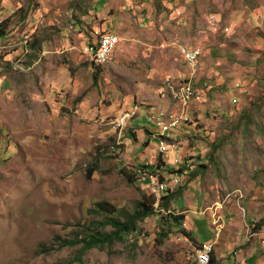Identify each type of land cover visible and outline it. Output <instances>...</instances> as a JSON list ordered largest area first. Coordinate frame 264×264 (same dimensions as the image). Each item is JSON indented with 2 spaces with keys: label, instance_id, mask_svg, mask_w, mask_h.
I'll return each mask as SVG.
<instances>
[{
  "label": "rangeland",
  "instance_id": "1",
  "mask_svg": "<svg viewBox=\"0 0 264 264\" xmlns=\"http://www.w3.org/2000/svg\"><path fill=\"white\" fill-rule=\"evenodd\" d=\"M100 1L0 0V10L6 12L0 22L7 23L0 39V264H198L199 242L179 230L193 228L200 241L218 232L216 225L207 226L205 216L197 214L194 201L205 198L201 209L207 205L208 213L212 209L208 202L214 198L222 202L229 192L226 199L233 204L237 198L248 219L253 190H261L264 197V116L256 121L264 111H258L252 123L219 127L216 139H224V146L205 161L213 173L207 172L200 187L195 182L188 185L189 180L181 184L171 175L157 185L158 174L141 168L159 161L155 143L142 147L153 132L149 117L177 107L169 108L177 93L165 90L163 80L151 78L154 68L144 67L137 55L125 54V59L116 51L101 66L91 62L85 48L104 33H94L104 26L102 17L93 14L100 10ZM246 1L230 3L238 12L244 7L255 11L256 36L264 41V0ZM192 50L200 57L197 48ZM180 55L189 78L181 81L177 96L181 109L155 118L163 124L176 116L184 119V107L197 94L190 82L198 73L199 58L192 67ZM206 87L204 83L202 88ZM187 91L190 96L182 104ZM256 102L264 109L262 97ZM123 113L127 118L119 122ZM180 149H173L179 159L188 156ZM95 157L100 159L98 170L86 178ZM165 191H169L165 197L172 194L180 204L169 197L167 209L158 207ZM143 194L156 199L157 213L137 222L136 231L84 252L81 244L61 245L62 240H78L94 230L113 231L102 225L105 218L124 221ZM254 200V216L263 221L264 205ZM99 202L110 204L115 212L96 211ZM179 214L190 215L177 226L163 221L166 215ZM161 224L170 232L159 245Z\"/></svg>",
  "mask_w": 264,
  "mask_h": 264
},
{
  "label": "crops",
  "instance_id": "2",
  "mask_svg": "<svg viewBox=\"0 0 264 264\" xmlns=\"http://www.w3.org/2000/svg\"><path fill=\"white\" fill-rule=\"evenodd\" d=\"M231 1L101 0L98 4L101 5L100 10L93 12L97 18L102 17L104 21V26L96 27L94 33L104 31L118 38L114 55L119 51L124 55L139 56L144 67L154 68L151 78L163 80L165 90H169L173 95L177 93L174 96L175 102L170 101L169 108L171 109L174 104H177V107L166 112H157L149 117L153 124V132L147 139L148 145L156 144L159 152V161L156 165L161 164L162 167L149 166L161 175V178L168 179L171 175V178L177 177L182 184L192 178L190 174L193 173L192 181L190 179L188 185L195 182L197 187H200L206 180L207 172L213 173L205 161H210L214 155L212 152L220 151L224 146V139H216L219 135L218 129L226 128L227 124L238 126L241 123H252L257 112L264 111L256 106L257 98L264 99V41L257 39L256 36L258 25L255 24V11L244 7L238 12L232 7ZM238 6L241 8L242 5ZM5 13L4 10H0V17ZM101 35L91 44H97ZM181 46L197 48L200 53L198 73L193 79L195 85L193 81L190 82V87L197 94L184 107V119L168 131V137H163H166L168 144H174V148L180 147L182 154L188 153V156L198 159L184 162L188 156L181 157V163L174 164L165 162L168 145L160 143L154 131H161L155 123L159 113L172 115L181 109L177 96L180 85L182 86L181 81L189 78L185 61L179 53ZM126 57L125 55L124 58ZM204 83H207L206 88H202ZM158 92L159 95L162 94ZM262 105L264 106V103ZM153 112L151 110L149 114ZM144 116L146 117V113ZM263 116L260 114L256 121H260V117ZM261 122L264 125V120ZM144 127L148 131L151 129L149 126ZM173 149L168 156L170 160L175 154ZM205 152L210 154L204 157ZM216 157L219 161L222 160L218 155ZM183 164L186 168H183L181 173H169L170 168L179 170ZM198 174L201 175L197 176ZM260 191L253 190L252 195L264 205L262 202L264 197ZM236 192L240 193L238 190L234 191ZM254 199L248 202V219H245V209L243 207V211L239 210L240 203L237 198L235 206L230 203L222 207L219 198L210 200L208 203H211L213 210L208 213H204L207 205L201 209L206 203L205 198L204 200L198 198L194 201L195 208L198 209L197 214L205 216L206 225L211 227L209 218L215 210L221 216V232L217 238L200 241L194 236L193 228L188 226L186 230L201 244L214 242L213 256L221 264H264V221L249 241L245 239L243 233L252 232L250 225L260 221L254 216L257 215ZM241 215H245V218ZM187 216L183 215L184 219ZM244 221L246 223L242 225ZM235 251V256H232Z\"/></svg>",
  "mask_w": 264,
  "mask_h": 264
},
{
  "label": "trees",
  "instance_id": "3",
  "mask_svg": "<svg viewBox=\"0 0 264 264\" xmlns=\"http://www.w3.org/2000/svg\"><path fill=\"white\" fill-rule=\"evenodd\" d=\"M245 2H247L245 0ZM6 26L7 23L6 21L1 20L0 22V39L3 38L6 34ZM99 71V68L97 69ZM132 141H136V137L134 135L131 136ZM166 137H158L157 139L159 140L160 143L166 144L168 145L167 140L165 139ZM149 140L145 141L142 144V147H145L146 145H148ZM213 158V157H212ZM195 159H198V157H191L188 156L184 162L187 160L189 161H195ZM99 162L100 159L95 157L91 163L88 164L87 168H86V178H89L90 176L93 175V173H95L98 170V166H99ZM202 166V165H201ZM145 167V168H149L152 173L155 172L154 169L151 168V166H143L141 165V168ZM157 168H161L162 165L158 164L156 165ZM142 168V169H145ZM186 168L185 165H182V169L176 170V168H170L169 169V173H181L184 169ZM135 170H138L137 168H135ZM147 170V169H146ZM133 173V172H132ZM151 173V172H150ZM156 173V172H155ZM157 176V180L156 183L157 185L161 184L163 182V178H161L160 175H156ZM190 176L193 178L194 174L191 173ZM192 178L191 181H192ZM130 179V177L128 178ZM190 179H188L190 181ZM181 190V189H180ZM169 193V191H165L164 195L160 197V199L158 200V207H162L164 209H167V206L169 204V199H173V202H176L178 199L177 198H172V194L169 197H165V195ZM180 191H177L176 194H180ZM142 200L139 201L136 206L134 211L131 214H126L125 215V220L124 221H120L117 217H110L107 216L104 220V222H102V225H109L110 227H112L114 230L109 232V233H103V232H96L95 230L91 233H85L83 238H79L78 240H72V241H61V245L63 247L65 246H74V245H82L81 247V251H87L90 250L92 248H102L105 244H111L113 241L115 240H121L126 234L136 231V224L137 222H142L145 218L152 216L154 214L157 213V210L154 209L153 204L155 203L156 199L148 197L146 195H142ZM179 196V195H177ZM178 204H180V202H176ZM97 206V210L96 211H101L103 213H109L111 212H115V210L112 208V210H110V207H112L110 204L106 203V202H99L96 204ZM184 219L183 215L179 214V215H166L165 217H163V221H165L167 224H175L176 226L178 224H180V222H182ZM264 221V220H263ZM262 225V220L252 223L250 225L252 232H255L257 230H259L260 226ZM187 239L189 240H196L194 238H192L191 233L181 229L179 230ZM169 229L168 227L163 228V225L161 224L160 227V231L158 232V243L159 245L163 244V240L166 239L168 237L169 234ZM209 264H217L216 259L214 258V256L211 254L210 256V261Z\"/></svg>",
  "mask_w": 264,
  "mask_h": 264
},
{
  "label": "bare ground",
  "instance_id": "4",
  "mask_svg": "<svg viewBox=\"0 0 264 264\" xmlns=\"http://www.w3.org/2000/svg\"><path fill=\"white\" fill-rule=\"evenodd\" d=\"M108 41V43H107ZM99 46L94 47L96 44L94 45H88L86 46L85 50H86V54L88 56V58L91 60V62L96 65V66H101L103 64H105L107 62L108 59H110L116 49V46L118 44V38L116 35L114 34H109V33H103L100 38L98 43ZM90 47H94L93 49ZM191 50L189 48L186 47H181L180 48V53L184 56L185 60L190 64V66H195L197 63V52L194 51V54H191ZM167 80V79H166ZM190 96V92H185L184 95H182L180 102L182 104H185L188 100ZM136 107V105L132 106ZM132 108L129 110V112L132 110ZM124 115L122 117L119 118V122L124 121L127 118V114L123 113ZM183 119L182 116H176L174 118L171 119V121L167 124H163L160 121H155V123L162 129L164 130L168 125V129H171L173 127H176L179 122ZM188 122V120L186 121ZM117 124V122H116ZM154 135L158 138L159 136H167L168 137V130L167 131H154ZM168 146H173L174 148V144H168ZM172 147L169 148L170 151H172L173 149ZM173 157V155H172ZM181 159H179L178 162H173L174 164L177 163H181L180 162Z\"/></svg>",
  "mask_w": 264,
  "mask_h": 264
},
{
  "label": "built area",
  "instance_id": "5",
  "mask_svg": "<svg viewBox=\"0 0 264 264\" xmlns=\"http://www.w3.org/2000/svg\"><path fill=\"white\" fill-rule=\"evenodd\" d=\"M97 46H99V44H96L94 47H97ZM94 47H90V48L93 49ZM191 54H194L193 50H191ZM168 126L164 129V131L168 130ZM171 147L173 148V146H167V150H166L167 151V161H165L166 163H173V162L179 161V157L176 156V154L173 155L172 160L169 159L168 157L170 154L169 148ZM243 233L247 241H249L256 234L255 232H243ZM212 250H213V243H206V244H202L201 246H199V248L196 250V258H197L198 264H207L209 262V254L212 252Z\"/></svg>",
  "mask_w": 264,
  "mask_h": 264
},
{
  "label": "clouds",
  "instance_id": "6",
  "mask_svg": "<svg viewBox=\"0 0 264 264\" xmlns=\"http://www.w3.org/2000/svg\"><path fill=\"white\" fill-rule=\"evenodd\" d=\"M235 190H233V192H234ZM228 194H229V192H227ZM227 193H225L224 194V196H223V201L222 202H220V205H221V207L224 205V204H230L231 203V200H229V199H226V194ZM233 203V205H234V202H232ZM235 206V205H234ZM245 215H246V212H245ZM245 215L244 216H242L243 218L245 217ZM211 219H215V220H212V221H210L209 223H210V226L212 227V225L211 224H213V225H216V229H215V231H217L218 233H216V234H214V238H217L218 237V235L217 234H220V232H221V229H222V221H221V216L218 214V213H216L215 212V210L213 211V213L211 214V217H210ZM217 220V221H216ZM256 233V232H255ZM209 243H213V250H212V252L209 254V261H210V256H211V254L213 255V252H214V248H215V243L214 242H209ZM204 244H206V243H204ZM202 244L201 243H199V246H201ZM199 246L195 249V256H196V250L199 248ZM196 262H197V258H196ZM198 263V262H197ZM207 264H209V262L207 263Z\"/></svg>",
  "mask_w": 264,
  "mask_h": 264
}]
</instances>
